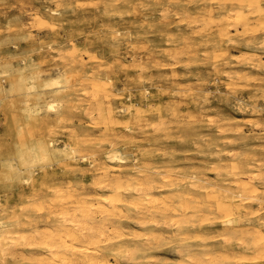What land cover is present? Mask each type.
Here are the masks:
<instances>
[{"label":"rangeland","instance_id":"rangeland-1","mask_svg":"<svg viewBox=\"0 0 264 264\" xmlns=\"http://www.w3.org/2000/svg\"><path fill=\"white\" fill-rule=\"evenodd\" d=\"M231 8L223 0H0L1 220L32 216L38 228L49 229L38 216L53 209L52 188L66 181L90 189L102 177L94 176V166L114 164L108 150H120L131 175L135 160L202 171L214 179L215 163H241L248 153L264 159V68L252 66L264 63V17L250 16L246 32L232 27L220 43L221 17ZM53 80L60 81L59 94ZM94 83L105 89L94 95ZM53 100L58 107L48 111ZM109 110L116 122H104ZM137 110L141 120L134 116ZM228 124L231 143L217 129ZM49 142L75 148L87 172L60 171L54 158L38 163L35 174L23 171V163L38 161L34 147ZM222 146L237 156L217 155ZM39 187L43 190L34 191ZM27 229L20 225L13 234ZM5 241L0 264H43L37 246L27 251L30 261L20 250L14 255ZM161 253L162 259L175 257L167 248Z\"/></svg>","mask_w":264,"mask_h":264},{"label":"bare ground","instance_id":"bare-ground-1","mask_svg":"<svg viewBox=\"0 0 264 264\" xmlns=\"http://www.w3.org/2000/svg\"><path fill=\"white\" fill-rule=\"evenodd\" d=\"M223 1L230 8L238 6V9L231 8L223 18L221 17L223 23L218 28L220 43H223L225 38L223 35L230 34L229 30L232 27L236 31L242 29V32H246L251 25L250 16L264 17V6L260 0ZM249 44L250 42L247 41V45ZM252 66L256 67V70L262 69L264 63L258 61ZM241 76L243 77L244 74ZM98 80L91 79V81ZM50 83L56 85L53 89L59 94L60 81L53 80ZM101 84L94 83V95L104 87H101ZM86 91L82 95L86 96ZM100 104V100L95 101L94 106L97 110H100ZM94 106L91 104L90 107L94 108ZM37 107L35 111L39 112L40 109ZM56 107L58 106L54 100L46 105L48 111H55ZM88 107L86 110L91 113ZM99 114L102 116L104 112ZM90 116L94 118L92 114ZM134 116L141 120V111L137 110ZM103 119L105 123L117 121L111 110ZM227 126L229 124L218 126L217 129L220 128L218 131L221 138L231 143L234 139L225 135ZM230 127L227 129L233 130ZM222 149L215 153L219 156L224 153L226 159L235 157L236 154L231 149L225 150L223 146ZM34 151L38 155L35 156L38 161L32 162L31 159L26 161L23 163L25 166L23 171L35 174L36 171L38 172L35 170L39 167L38 163L54 158L57 160L56 163L58 162L60 171L87 172L76 161L79 159L75 157L77 150L69 145L64 144L59 147L52 142L37 144ZM242 154L244 156L245 152ZM249 154H246L247 158L241 163H215L211 168L216 171V176L211 179L202 171L187 173L181 168L168 164H163L162 167L150 166L145 160L134 161L133 167L136 170L134 175H131L126 172L128 163L120 150L113 149L110 152L108 150L107 159L111 161L110 164H114L110 169L99 163L94 166L92 169L94 176L102 177L94 180L90 189L85 185L77 188L66 181L52 188L50 205L54 210L48 207L49 211H46V214L39 213L38 216L43 225L49 229L38 228V221L32 216H28L27 220H21L11 215L12 220L9 221L11 223H5L0 218V254L3 257L2 254L6 253L4 251L7 248L4 244L5 240H8L6 244L12 247L10 251L15 255L20 250L23 259L27 258V251L37 246V252L40 255L45 254L42 255L43 257L39 256V261L43 264H264V159L257 160L254 154L251 156ZM110 172L116 174L110 175ZM39 190L43 189L34 188L36 192ZM30 207L33 208L32 204ZM20 225L27 226V234L26 232L20 236L18 232L13 234L14 229ZM165 248L175 255L171 261L161 258V250ZM25 261L31 263L26 259ZM35 263L37 264L36 260Z\"/></svg>","mask_w":264,"mask_h":264}]
</instances>
